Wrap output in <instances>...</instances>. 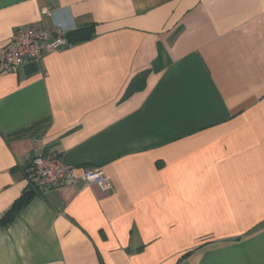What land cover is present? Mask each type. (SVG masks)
Segmentation results:
<instances>
[{
  "label": "crops",
  "instance_id": "0c3cea01",
  "mask_svg": "<svg viewBox=\"0 0 264 264\" xmlns=\"http://www.w3.org/2000/svg\"><path fill=\"white\" fill-rule=\"evenodd\" d=\"M55 24L93 33L0 71V264H264V0H0V49Z\"/></svg>",
  "mask_w": 264,
  "mask_h": 264
},
{
  "label": "built area",
  "instance_id": "2783aa9c",
  "mask_svg": "<svg viewBox=\"0 0 264 264\" xmlns=\"http://www.w3.org/2000/svg\"><path fill=\"white\" fill-rule=\"evenodd\" d=\"M40 12L45 14L49 10L43 6ZM66 31L59 24L15 28L9 41L0 49V71L15 70L27 62L39 63L45 54L69 45ZM23 174L31 185L41 190L76 186L80 182L95 184L103 191L109 187V181L100 166H84L78 174L73 165L65 163L56 153L34 156L24 166Z\"/></svg>",
  "mask_w": 264,
  "mask_h": 264
},
{
  "label": "trees",
  "instance_id": "16d2710c",
  "mask_svg": "<svg viewBox=\"0 0 264 264\" xmlns=\"http://www.w3.org/2000/svg\"><path fill=\"white\" fill-rule=\"evenodd\" d=\"M93 33V24H85L83 26L76 27L74 29H71L69 31H66L65 37L69 44L74 42H79L88 39ZM27 63H33L35 65H38L36 62H27ZM32 191L24 192V194L18 198L11 208L6 212V214L3 217H0V224H8L16 212L22 208L30 199Z\"/></svg>",
  "mask_w": 264,
  "mask_h": 264
}]
</instances>
